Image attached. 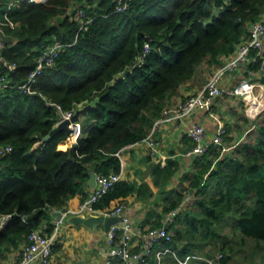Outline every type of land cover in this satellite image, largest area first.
<instances>
[{"label":"trees","instance_id":"trees-1","mask_svg":"<svg viewBox=\"0 0 264 264\" xmlns=\"http://www.w3.org/2000/svg\"><path fill=\"white\" fill-rule=\"evenodd\" d=\"M75 8L89 19L83 26L73 11L67 14ZM115 8L116 0H0V16L15 24L2 30L17 38L1 51L15 67L0 92V146L11 147L0 156V253L23 244L49 209H64L75 196L81 202L90 168L118 172L116 153L146 137L167 97L200 64L218 66L247 37L250 23L264 17V0H131L127 9ZM52 41L65 46L37 75L33 92L15 87ZM249 55L248 67L258 69L256 51ZM0 71L6 72L1 64ZM92 100L75 143L59 145L63 130L42 140L60 111ZM221 148L210 145L193 159L191 175L182 176L193 201L175 217L173 240L164 244L179 256L221 253V264H264V114L243 141ZM177 169L176 160L151 167L166 211L183 196L179 186L165 189ZM132 194L147 199L153 191L146 182L118 180L93 206L111 209ZM153 217L158 224L162 216L147 219Z\"/></svg>","mask_w":264,"mask_h":264},{"label":"built area","instance_id":"built-area-1","mask_svg":"<svg viewBox=\"0 0 264 264\" xmlns=\"http://www.w3.org/2000/svg\"><path fill=\"white\" fill-rule=\"evenodd\" d=\"M131 0H116V11H123L128 8ZM74 12V18L78 20L80 26L86 24L89 19L84 18V12L81 9H69L67 14ZM14 22L4 13L0 16V29L2 27L14 28ZM264 34V17L260 20L250 23L248 35L245 39L238 42L234 51L230 54L228 60L214 68L204 86L197 93L187 95L180 103L175 106L165 107L157 119L151 126L153 133L163 122L183 121L187 116L196 110L207 111L211 108L213 101L218 96L228 94L230 96H249L254 97L250 106V114L254 117L259 116L264 111V86L261 94H255V83L248 79H241L231 88H225L221 85V80L228 73L242 68L250 59L251 50L256 51V56L264 60V52L262 51V35ZM3 42L0 39V64L6 72L0 71V92L9 87L8 72L13 70L15 65L7 62L2 56ZM65 44L52 41L49 44L42 45L36 59L33 69L29 72L26 81L21 85H16L18 89L33 92V86L36 77L46 67L51 66ZM144 52L149 49L148 43H144ZM144 52L142 56L144 55ZM141 56V57H142ZM12 86V85H11ZM262 103L261 107L258 105ZM76 109L60 111L58 122L62 120H70ZM56 123V124H57ZM67 127L70 132L67 134L63 143L73 144L81 133L80 121H69ZM188 137L192 142L191 148L186 155L200 156L204 154L210 145L221 146L222 151H226L223 144V135L225 129L219 127L211 140H205L206 131L204 126L199 122H193L187 129ZM144 141L149 148L151 157L159 156L160 142L151 136L144 137ZM9 145L0 146V156L9 152ZM117 154V153H116ZM120 171L110 172L108 174L96 173L95 186L88 192L87 196L75 207L60 210L62 216H70L74 214L86 215L98 211L93 204L98 201L115 182L120 180ZM191 193L184 191L181 200L170 210H167L160 219L159 226H153L142 234L140 242L134 241L135 230L131 218L124 211V205L119 204L109 210L103 211L101 214L117 215V222L113 223L106 232L107 242L109 244L108 253L111 257L117 258L122 264H161L162 257L171 254L178 264H187L191 259H199L206 261L208 264H221V253H214L211 258H207L201 254H187L178 256L173 247L162 245L173 240V232L170 225L174 222L175 217L187 208L191 203ZM62 222L57 219L56 223ZM136 247V248H135ZM53 238L46 235L39 229H34L27 235L26 241L23 243L18 259L11 264H30L36 261L38 264H52Z\"/></svg>","mask_w":264,"mask_h":264},{"label":"crops","instance_id":"crops-1","mask_svg":"<svg viewBox=\"0 0 264 264\" xmlns=\"http://www.w3.org/2000/svg\"><path fill=\"white\" fill-rule=\"evenodd\" d=\"M261 40L262 51L264 52V34ZM229 56H221L219 58V65L226 62ZM249 62H251V57L242 68L232 71L223 77L221 85L225 88H231L241 79H248L256 84L254 93L261 94L264 84L260 82V78L264 76V60L261 59L260 66L256 70L248 67ZM216 67L210 68V73ZM202 72V68L197 66L193 77L181 84L175 93L167 97L165 107L175 106L187 95L200 91L210 75V73L205 75ZM201 75H204V81L200 84L198 81ZM253 98L252 96H230L224 94L215 98L211 108L207 111L196 110L183 121L163 122L153 133L149 130L146 136L152 135V137L160 142L158 157L153 158L149 155V148L144 138L137 142L127 144L118 150L120 180L130 181L137 185L146 182L153 191V195L147 197V199L136 198L135 194L128 195L124 198V211L131 218L135 230L133 236L135 243L140 242L142 234L148 228L160 225V222L155 224L156 217L147 219L148 214L162 216L166 212L164 210L166 203L161 200L159 188L153 184L151 176L152 164L160 163L163 166L167 160H176L178 169L166 183L165 189L170 190L179 186L182 189V193L184 191L189 192L190 187L187 186V181L181 180L184 174L191 175V164L196 157L186 155L192 146V142L187 134L188 127L193 122L201 123L205 128V140L207 141L211 140L219 127H223L225 129L223 144L225 150L228 151L245 139L248 131L255 125L262 114H264V111L256 117L250 114V106ZM79 121L82 123L85 122V115L81 116ZM89 170L93 171L91 168ZM88 178L84 186V191L87 194L95 186H91L88 183ZM190 196L193 201L192 193ZM79 203V197L75 196L68 202L65 208H75ZM96 209L98 211L86 215L101 214L103 211L109 210L107 208ZM56 221L57 219L48 212L38 228L41 232L53 238L52 264H122L119 259L109 255V244L107 242L106 231H104L102 224H98L94 229H90L83 224H73L65 221L56 223ZM172 232L174 234V230ZM22 245L17 248L2 251L0 253V264H11L18 259ZM174 250L176 251V249ZM195 260L198 261L199 259H191L187 264H199V261L196 262ZM30 264L38 263L34 261ZM161 264L178 263L171 254H167L162 257Z\"/></svg>","mask_w":264,"mask_h":264},{"label":"water","instance_id":"water-1","mask_svg":"<svg viewBox=\"0 0 264 264\" xmlns=\"http://www.w3.org/2000/svg\"><path fill=\"white\" fill-rule=\"evenodd\" d=\"M0 39L3 43H15L17 41V38L6 34L2 29H0ZM97 100H92L91 102L83 105L82 107H79L75 110L73 115L71 116L70 120H62L58 122L43 138L42 140L49 139L54 133L58 131H65L67 134L70 132V129L67 127L69 121H79L81 116L85 115L90 107H92ZM95 175L96 173L93 171H88V183L91 186H94L95 181ZM189 192L192 193L193 189L190 188ZM48 212L53 215L56 219H61L62 221L73 223V224H83L84 226H87L90 229H94L95 226L98 224H102L104 231H108L110 226L117 222L118 216L117 215H107V214H90V215H79L74 214L71 216H62V213L60 210L57 209H49Z\"/></svg>","mask_w":264,"mask_h":264},{"label":"rangeland","instance_id":"rangeland-1","mask_svg":"<svg viewBox=\"0 0 264 264\" xmlns=\"http://www.w3.org/2000/svg\"><path fill=\"white\" fill-rule=\"evenodd\" d=\"M199 66L202 68V70H203L202 73H203V74L206 75V74H209V73H210V70H211V69H208L207 66L203 67L204 64H200ZM203 81H204V75H201L200 78H199L198 83L201 84V83H203ZM81 121H83V119H81ZM80 124H81V126H82V122H80Z\"/></svg>","mask_w":264,"mask_h":264}]
</instances>
